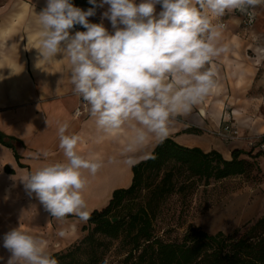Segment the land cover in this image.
I'll return each instance as SVG.
<instances>
[{
    "label": "clouds",
    "instance_id": "1",
    "mask_svg": "<svg viewBox=\"0 0 264 264\" xmlns=\"http://www.w3.org/2000/svg\"><path fill=\"white\" fill-rule=\"evenodd\" d=\"M88 2L92 7L82 10L71 0H47L37 15L40 60L68 58L73 92L88 105L99 129L110 132L134 123L135 135L127 152L152 140L162 143L170 134L172 120L190 113L215 86V71L206 65L229 49L217 45L222 26L214 25L213 18L238 11L251 23L254 9L264 5V0ZM105 5L101 22H90ZM157 5L162 9L158 14ZM104 19L110 21L113 32L104 26ZM76 25L85 31L72 34ZM68 129V123L58 128L65 161L44 164L21 180L57 221L75 215L87 222L83 170L95 175L101 163L78 153L81 137ZM30 155L39 159L49 153ZM136 162L131 157L125 161L130 167ZM58 235L64 237L66 232L60 230ZM3 247L11 253L7 264H57L43 249L42 240L20 227L4 235Z\"/></svg>",
    "mask_w": 264,
    "mask_h": 264
},
{
    "label": "crops",
    "instance_id": "2",
    "mask_svg": "<svg viewBox=\"0 0 264 264\" xmlns=\"http://www.w3.org/2000/svg\"><path fill=\"white\" fill-rule=\"evenodd\" d=\"M46 3L47 0H0V132L16 139L13 144L20 162L35 171L44 164L65 161L58 128L68 123V133L81 137L78 153L101 163L95 175L83 170L87 180L83 197L90 212L106 206L115 190L130 186L133 166L125 161L129 157L136 163L147 159L159 142L152 140L127 152L135 135L134 123L105 132L89 114H73L81 97L73 92L68 58L40 60L37 15ZM107 7L99 9L96 16L89 18L90 22L100 23ZM161 10L157 5V14ZM254 14L256 21L251 28L244 27L242 16L234 11L213 18L214 25L224 24L216 43L229 51L206 65L215 71L211 92L190 113L172 120L168 137L179 145L198 147L204 152L216 150L230 159L234 149L246 150L245 144H226L211 131L229 123L244 136L264 133V10L257 6ZM103 24L110 33L114 31L107 19ZM75 31L83 30L74 27L71 33ZM42 151L49 153L47 158L34 159L30 155ZM0 154L3 165L22 175L28 173L26 168L18 167L12 151L1 144ZM48 219L61 227L72 226L74 231L81 224L75 216L63 222L50 215Z\"/></svg>",
    "mask_w": 264,
    "mask_h": 264
},
{
    "label": "rangeland",
    "instance_id": "3",
    "mask_svg": "<svg viewBox=\"0 0 264 264\" xmlns=\"http://www.w3.org/2000/svg\"><path fill=\"white\" fill-rule=\"evenodd\" d=\"M242 157L253 163L252 169L219 180H206L181 167H164L135 196L122 201L113 213L114 220L121 218L126 223L127 215L143 207L151 215L154 236L163 241L181 242L192 227H199L209 234L221 231L237 238L245 224L255 222L264 213V177L254 162L245 155ZM4 165L0 161V257H3L0 264H7L11 255L3 247L4 235L19 227L41 239L43 249L50 255L63 253L89 236L91 238L87 239L81 253L83 259L95 249L101 254L99 264H125L131 249L130 237L123 233L116 238L93 234V226L84 221L75 231L69 225L61 227L56 222L50 223L49 212L35 193L29 194L26 190L21 180L25 175L19 170L8 174ZM167 171H171L174 184L169 193L159 186ZM60 230L66 232L64 237L58 235Z\"/></svg>",
    "mask_w": 264,
    "mask_h": 264
},
{
    "label": "trees",
    "instance_id": "4",
    "mask_svg": "<svg viewBox=\"0 0 264 264\" xmlns=\"http://www.w3.org/2000/svg\"><path fill=\"white\" fill-rule=\"evenodd\" d=\"M71 2L82 10L92 7L88 0ZM92 23L98 21L94 20ZM75 28L85 31L80 25ZM13 141L16 139L0 132V144L12 151L19 168H26L30 172V167L20 162L21 157ZM243 155L255 163L261 175L259 153L234 149L231 158L225 159L216 150L204 152L198 147H185L168 137L155 146L147 159L132 167V182L128 188L115 190L106 206L89 212L90 219L87 223L93 226V234L100 233L108 238H116L123 233L130 237L131 249L125 257V264H264V213L255 222L245 224L244 231L237 238L221 231L209 234L199 227H192L181 242L163 241L155 237L151 215L143 207L127 215L126 223L125 219L114 220L116 216H113L124 199L135 196L146 182L158 176L164 167H181L206 180H219L241 175L252 169L253 163L243 158ZM4 170L8 174L14 173V169L8 165L4 166ZM170 172H166L159 185L165 193L174 189ZM148 186L146 185L147 188ZM73 216L75 215L66 218ZM90 238L87 236L67 251L53 253L51 256L57 260V264H99L101 254L95 249L90 250L86 259L81 257L85 243Z\"/></svg>",
    "mask_w": 264,
    "mask_h": 264
},
{
    "label": "built area",
    "instance_id": "5",
    "mask_svg": "<svg viewBox=\"0 0 264 264\" xmlns=\"http://www.w3.org/2000/svg\"><path fill=\"white\" fill-rule=\"evenodd\" d=\"M260 6L264 10V5ZM234 12L242 16L241 23L244 27H253L256 21L255 14L254 19L250 23L248 16L243 15L238 11ZM221 26H224V24L222 23ZM73 114L76 117L89 114L88 105L82 100V98L78 106L74 109ZM211 133L226 144L244 143L247 150H251L253 153H259L258 162L261 170V175L264 177V133L254 137L244 136L239 132V130L235 126H232L229 123H226L218 129L211 131Z\"/></svg>",
    "mask_w": 264,
    "mask_h": 264
},
{
    "label": "bare ground",
    "instance_id": "6",
    "mask_svg": "<svg viewBox=\"0 0 264 264\" xmlns=\"http://www.w3.org/2000/svg\"><path fill=\"white\" fill-rule=\"evenodd\" d=\"M222 214V213H221Z\"/></svg>",
    "mask_w": 264,
    "mask_h": 264
}]
</instances>
